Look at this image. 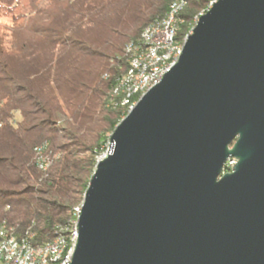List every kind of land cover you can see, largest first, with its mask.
<instances>
[{"label":"water","instance_id":"obj_1","mask_svg":"<svg viewBox=\"0 0 264 264\" xmlns=\"http://www.w3.org/2000/svg\"><path fill=\"white\" fill-rule=\"evenodd\" d=\"M109 142L72 264H264V0H215Z\"/></svg>","mask_w":264,"mask_h":264},{"label":"trees","instance_id":"obj_2","mask_svg":"<svg viewBox=\"0 0 264 264\" xmlns=\"http://www.w3.org/2000/svg\"><path fill=\"white\" fill-rule=\"evenodd\" d=\"M214 0H187L178 38ZM174 0H0V228L45 244L67 233L124 114L111 101L126 45ZM47 168L38 162L37 147Z\"/></svg>","mask_w":264,"mask_h":264},{"label":"bare ground","instance_id":"obj_3","mask_svg":"<svg viewBox=\"0 0 264 264\" xmlns=\"http://www.w3.org/2000/svg\"><path fill=\"white\" fill-rule=\"evenodd\" d=\"M186 6L187 0H174L165 17L151 22L144 28L139 41L127 43L125 48L129 57V67L123 76L118 78L111 95V101L121 106L125 115L135 107L141 96L158 83L178 61L187 37V35L184 39L177 37L180 29V14ZM197 20L198 17L194 21L195 24ZM163 32L168 33L161 38ZM43 148L44 146H40L36 149L41 168H46L48 162L42 154ZM232 160H236L237 163V158L230 156L225 164H231ZM81 208L82 204L74 208L75 218L67 228H64L67 233H61L45 244H34L33 235L19 238L13 232L1 228L0 264H8L6 259H11V264H72L79 234L78 217L81 214Z\"/></svg>","mask_w":264,"mask_h":264},{"label":"rangeland","instance_id":"obj_4","mask_svg":"<svg viewBox=\"0 0 264 264\" xmlns=\"http://www.w3.org/2000/svg\"><path fill=\"white\" fill-rule=\"evenodd\" d=\"M215 1V0H214ZM214 1H212L211 3H214ZM210 3V5H209V7L212 5ZM208 7V8H209ZM202 13H204V12H202ZM201 13V14H202ZM200 14V15H201ZM199 18V17H198ZM194 21H196V18H195V20ZM193 21V24H192V26L194 27L195 26V22ZM198 21V20H197ZM12 16L11 15H9V13L7 12V7L5 6V5H3L2 3H0V35H2V36H4V37H7L8 38V36L10 35V27H11V25H12ZM146 27V26H145ZM192 27V28H193ZM129 42H131V41H129ZM128 42V43H129ZM126 116V115H125ZM124 115L121 117V120L125 117ZM120 120V121H121ZM119 121V122H120ZM118 122V123H119ZM117 123V124H118ZM116 124V125H117ZM115 129V128H114ZM114 130H111V131H109L108 133H107V135L108 136H111V134H112V132H113ZM109 147H110V143L108 144V146H107V148H106V150L104 151V152H107V150L109 149ZM102 154H103V152L101 153V154H99L98 156H97V161H99L100 159H102L103 157H101L102 156ZM44 156V155H43ZM97 161H96V163H97ZM46 162H48L47 160H46ZM48 167V166H47ZM46 167V168H47ZM234 167V166H233ZM44 169V168H43ZM225 170V169H224ZM225 172H229L228 170H226ZM224 172V173H225ZM80 204H82V202L80 203ZM79 204V205H80ZM78 206V205H77ZM76 207V206H75ZM74 207V208H75ZM82 209V208H81ZM81 213V212H80ZM78 219H79V217H78ZM4 227H2V229H3ZM1 229V228H0Z\"/></svg>","mask_w":264,"mask_h":264},{"label":"built area","instance_id":"obj_5","mask_svg":"<svg viewBox=\"0 0 264 264\" xmlns=\"http://www.w3.org/2000/svg\"><path fill=\"white\" fill-rule=\"evenodd\" d=\"M165 33H168V32H163V35H162L161 38H163V36H165ZM106 155H107V152H103V154H102L101 157H105ZM235 163H236V160H232L231 161V164H225V170L224 171H226V170H232L233 169V166L235 165ZM49 255H50V253H49ZM6 263L11 264L12 263V260L11 259H6Z\"/></svg>","mask_w":264,"mask_h":264}]
</instances>
